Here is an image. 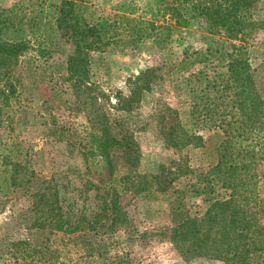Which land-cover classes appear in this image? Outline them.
Returning a JSON list of instances; mask_svg holds the SVG:
<instances>
[{
    "label": "rangeland",
    "instance_id": "obj_1",
    "mask_svg": "<svg viewBox=\"0 0 264 264\" xmlns=\"http://www.w3.org/2000/svg\"><path fill=\"white\" fill-rule=\"evenodd\" d=\"M59 1L0 0V44L26 42L29 47L10 64L15 95L2 101L0 120L10 118L11 123L2 125L0 140L19 145L21 158L29 167L60 188L74 210L75 221L84 212L96 213L101 206L93 190L85 197L77 189L107 178L102 163L94 162L89 169L85 161L89 138H131L140 153L139 164L129 173L121 158L123 146H116L115 176L134 178L133 183H127L122 201L125 223L115 232L94 237L92 250L81 240L75 246L57 234L31 237L26 229L28 217L24 221L19 214L27 202L10 203L0 215V238L6 233L15 241L28 240L30 246H0V264H41L39 255L30 257L33 247L50 250L49 264H223L207 258L186 261L170 241L178 214L199 213L202 201L185 194L182 182H169L159 191L153 181L148 193L137 175L149 179L159 172V166L169 169L178 160L176 153L163 145L157 123L161 117L172 116L177 99L185 95V79H202L213 72V67L201 64L179 72L183 51L205 49L215 38L199 23L189 28L172 25L162 48L153 38H146L127 47L90 52L87 77L78 80L66 61L72 47L57 24ZM157 7L158 0H87L75 13L91 24L115 14L160 24ZM258 10L264 16V0ZM249 46L257 87L264 95V31ZM147 70L154 73L145 75L153 82L137 97L142 83L138 78ZM187 155L194 171L207 170L201 150H190ZM257 171L264 175V163ZM262 190L264 200V187ZM173 207L178 208L175 216L170 215Z\"/></svg>",
    "mask_w": 264,
    "mask_h": 264
},
{
    "label": "trees",
    "instance_id": "obj_2",
    "mask_svg": "<svg viewBox=\"0 0 264 264\" xmlns=\"http://www.w3.org/2000/svg\"><path fill=\"white\" fill-rule=\"evenodd\" d=\"M86 1L60 0L56 5L58 28L72 47L67 65L78 80L87 77L90 52L127 47L146 38H153L162 48L172 25L189 28L199 23L215 38L205 49L183 51L179 72L197 64L211 66L213 72L202 79H185V95L177 99L172 116L161 117L157 123L163 145L176 153L178 160L169 169L159 166L150 180L137 175L148 193L153 181L159 191L169 182H182L185 194L202 201L199 213H179L171 230L170 241L186 261L207 258L223 264H264V175L257 171L264 163V95L249 59V45L264 31V16L258 10L262 0H158L160 24L128 14L91 24L75 13ZM28 48L26 42L0 44V113L2 101L15 95L10 64ZM153 74L147 70L140 75L137 97L153 82L145 75ZM5 122L10 124L11 119L0 120V129ZM126 140L89 138L85 161L89 169L94 162L102 163L107 178L77 189L85 197L93 190L101 204L96 213L84 212L77 221L60 188L29 167L21 158L19 145L0 140V215L10 203L24 199L27 208L19 214L24 221L28 217L26 229L31 237L57 234L75 246L82 241L92 250L94 237L115 232L125 223L122 201L127 183H133L134 178L115 176L114 150L123 146L121 158L129 173L135 172L140 158L135 141ZM194 149L202 151L208 164L204 173L188 165L187 154ZM177 210L173 207L170 215L175 216ZM13 239L3 233L0 246H30L28 240ZM38 250L33 247L30 257L39 255L41 264H49L50 250Z\"/></svg>",
    "mask_w": 264,
    "mask_h": 264
}]
</instances>
